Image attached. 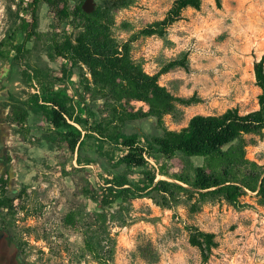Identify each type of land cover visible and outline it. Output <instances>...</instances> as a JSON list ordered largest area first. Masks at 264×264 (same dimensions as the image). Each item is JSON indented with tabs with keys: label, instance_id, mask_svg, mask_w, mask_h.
<instances>
[{
	"label": "rangeland",
	"instance_id": "obj_1",
	"mask_svg": "<svg viewBox=\"0 0 264 264\" xmlns=\"http://www.w3.org/2000/svg\"><path fill=\"white\" fill-rule=\"evenodd\" d=\"M16 1L0 0V42H5L6 34L14 33L15 43L23 42L25 50L0 58V67H10L7 79L12 82V93L23 99L28 93L40 92L35 75L58 71L62 64L50 48L54 33L59 38H73L79 28L71 18L61 22L52 19L47 5L41 2L36 11L39 38L25 41L23 33L17 31ZM99 1L89 0L92 9ZM173 1L136 0L116 13L114 35L126 39L163 18ZM84 2L72 0L71 4L80 3L83 9ZM183 52L187 53L188 69H171L160 74L158 81L173 95H195L200 101L176 104L173 112L163 116L167 129H181L195 114L256 109L260 89L255 83L254 64L263 58L264 67V0H201L198 8H184L180 18L167 27L164 37L141 36L135 40L131 55L142 63L145 72L154 74ZM82 71L74 67L64 81L54 85L55 90L72 96L73 104ZM3 89L0 84V175L7 182L6 194L12 198L14 210H0V228L10 235L0 244L11 255L18 253L24 264H264V204L253 193L243 197L252 205L248 208L237 209L218 200L202 205L195 213L184 206L160 208L148 197L133 198L124 204L123 220L117 211L114 220L109 218L108 211L118 209L114 204L107 209L105 224H97L92 217L94 204L77 193L80 187L89 182L98 189L108 179L125 174L142 177L141 168L117 165L120 147L99 140L92 131L94 119L106 115L101 108L97 111L101 101L91 104L94 113H87L89 126L82 132L88 136L80 149L68 157L52 142L56 130L41 112L33 111L31 127L26 119L30 127L26 138L5 123L8 90ZM133 104L147 109L144 103ZM121 131L136 135L143 144L162 133L154 117L126 121ZM246 138L252 141L246 147L247 157L264 164V136ZM194 160L200 163L199 158ZM149 161L155 166L153 160ZM64 171L70 173L65 175ZM158 178L165 177L157 175ZM71 211L78 214L76 226L64 222ZM185 225L214 233L217 246L207 261L203 262L199 249L189 243ZM97 236L99 243L95 239L93 242ZM88 238L95 247L99 245L95 250L98 258L87 250Z\"/></svg>",
	"mask_w": 264,
	"mask_h": 264
},
{
	"label": "trees",
	"instance_id": "obj_2",
	"mask_svg": "<svg viewBox=\"0 0 264 264\" xmlns=\"http://www.w3.org/2000/svg\"><path fill=\"white\" fill-rule=\"evenodd\" d=\"M71 1L15 2L17 31L23 33L25 41L39 38L36 11L41 2L47 5L52 19L61 22L71 18L77 21L79 30L73 38L68 35L59 38L54 33L50 48L55 56L61 58L62 64L58 71L35 75L40 92L28 93L21 99L7 91L5 123L14 126L26 138L30 131L26 124L29 111L41 112L44 120L56 130V138L52 142L70 157L88 136L82 132L89 126L87 113H94L91 104L101 101L97 111L101 108L106 115L94 119L92 131L99 140L111 141L120 147L117 165L141 168L142 177L136 179L125 174L118 179H108L98 189L91 187L89 182L80 187L77 193L87 196L94 204V221L105 224L107 209L114 204L118 209L108 211L109 218L114 220L118 212L117 216L123 220L124 204L139 197L150 198L160 208L174 210L184 206L190 213L218 200L237 209L248 208L252 205L243 201L248 193H253L258 202L264 204V164L246 154V147L252 142L246 135L264 136L263 58L254 64L255 83L260 89L256 109L245 113L227 109L220 114H195L186 126L170 130L163 125L164 115L173 112L176 104L200 101L195 95H173L158 81L160 74L171 69H188L187 53L183 52L167 61L156 73L149 74L140 61L132 58V43L141 36L164 37L167 27L180 18L181 11L186 7L198 8L201 0H174L163 18L131 33L126 39H120L113 33L115 15L136 0H100L89 12H85L80 3L73 5ZM4 40L0 42V58H8L13 51L21 54L25 50L23 42L15 43L14 33L6 34ZM74 67L81 71L86 69V72H81L78 81L74 98L76 104L72 103V96L54 89V85L64 81ZM133 102L144 103L147 109L135 107ZM147 117L155 118L162 133L146 139L145 144L140 143L136 135H126L121 131L126 121ZM194 158H199L200 163H196ZM149 159L155 162V166ZM72 168L82 170L80 167ZM69 173L64 171L65 175ZM157 175L165 178L157 179ZM6 188L7 182L0 175V210L12 213L13 200L6 194ZM78 218L77 212L71 211L66 214L64 222L76 226ZM185 228L189 243L199 249L202 261H207L212 249L217 246L214 233L194 225H185ZM94 239L100 242L98 236L93 238V242ZM85 246L93 254L99 247L94 246L91 238L85 241ZM98 256L96 253L95 257Z\"/></svg>",
	"mask_w": 264,
	"mask_h": 264
},
{
	"label": "flooded vegetation",
	"instance_id": "obj_3",
	"mask_svg": "<svg viewBox=\"0 0 264 264\" xmlns=\"http://www.w3.org/2000/svg\"><path fill=\"white\" fill-rule=\"evenodd\" d=\"M0 230L3 231V235L0 237V243L5 236L9 240L10 235L8 230L4 229L3 227L0 228ZM8 245L9 244L7 243V246ZM5 247L2 244H0V264H24L18 253H15V255L14 254L11 255Z\"/></svg>",
	"mask_w": 264,
	"mask_h": 264
},
{
	"label": "crops",
	"instance_id": "obj_4",
	"mask_svg": "<svg viewBox=\"0 0 264 264\" xmlns=\"http://www.w3.org/2000/svg\"><path fill=\"white\" fill-rule=\"evenodd\" d=\"M9 73H10V67L9 66L6 65V66H3V67H0V84L4 85V89L3 90H9L10 92H14L13 88H12V84H11L12 82L10 83V80L7 79V75ZM1 91L2 90H0V94H2ZM0 96H2V95H0ZM2 100L6 101V99H4V98H2ZM0 107H1V105H0ZM4 111H5V109H4ZM32 114H35V113L33 111H29L28 116H27V119L29 121L30 127L32 126L31 122H30V117H31ZM0 116H1L0 117V126H1L3 123H2V115L0 114Z\"/></svg>",
	"mask_w": 264,
	"mask_h": 264
},
{
	"label": "water",
	"instance_id": "obj_5",
	"mask_svg": "<svg viewBox=\"0 0 264 264\" xmlns=\"http://www.w3.org/2000/svg\"><path fill=\"white\" fill-rule=\"evenodd\" d=\"M83 9L86 12H89L92 9V6L89 4V0H85L84 4H83ZM3 235V231L0 230V237Z\"/></svg>",
	"mask_w": 264,
	"mask_h": 264
}]
</instances>
